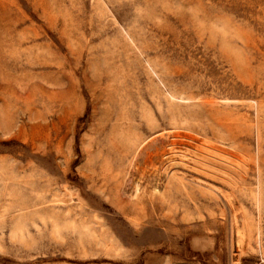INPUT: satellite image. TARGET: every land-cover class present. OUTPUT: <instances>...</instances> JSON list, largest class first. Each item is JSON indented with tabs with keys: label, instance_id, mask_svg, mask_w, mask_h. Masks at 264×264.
Masks as SVG:
<instances>
[{
	"label": "rangeland",
	"instance_id": "obj_1",
	"mask_svg": "<svg viewBox=\"0 0 264 264\" xmlns=\"http://www.w3.org/2000/svg\"><path fill=\"white\" fill-rule=\"evenodd\" d=\"M0 264H264V0H0Z\"/></svg>",
	"mask_w": 264,
	"mask_h": 264
}]
</instances>
